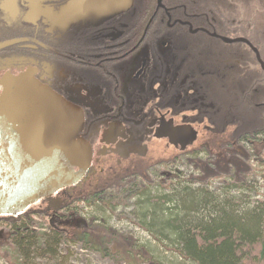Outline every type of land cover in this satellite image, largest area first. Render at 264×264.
I'll use <instances>...</instances> for the list:
<instances>
[{
    "label": "flooded vegetation",
    "instance_id": "flooded-vegetation-1",
    "mask_svg": "<svg viewBox=\"0 0 264 264\" xmlns=\"http://www.w3.org/2000/svg\"><path fill=\"white\" fill-rule=\"evenodd\" d=\"M71 1L0 0V81L26 73L79 109L91 150L82 179L37 204L49 224L113 186L170 191L180 163L184 178L194 162L248 175L241 129L263 71L247 44L221 39L253 46V27L226 19L243 11L237 0H131L108 19L68 22Z\"/></svg>",
    "mask_w": 264,
    "mask_h": 264
},
{
    "label": "trees",
    "instance_id": "trees-1",
    "mask_svg": "<svg viewBox=\"0 0 264 264\" xmlns=\"http://www.w3.org/2000/svg\"><path fill=\"white\" fill-rule=\"evenodd\" d=\"M237 2L243 7V11L240 9L237 12V25L250 24L253 27L251 42L264 61V37L261 36L264 32V0H250L247 6L246 0ZM252 83L253 102H256L262 97L264 73L254 72ZM253 113L264 116V109L259 111L255 108ZM252 123V126L248 125L249 128L241 129V135L253 140L252 151L257 153L258 148L264 149V139L256 138V131L264 132V119L257 120L253 117ZM262 136L264 138V134ZM255 141L259 146L254 144ZM191 166L197 172L194 176L199 175L195 183L206 181L222 171L228 172L226 176L235 174L233 170L219 168L217 163L211 165L194 162ZM238 177L241 179L240 186L245 187L246 170L239 169ZM181 181L179 176L174 177L172 189L157 197L150 195L151 188H136L137 186L126 184L123 189L113 186L94 194L93 197H84L83 200L94 209L113 212L117 205H125L135 198L138 226L148 232L159 245L165 246L185 262L264 264V208L246 210L249 208L233 204V199L237 198L233 195L225 197V192L214 194L200 186L186 188ZM260 203L264 206L262 201ZM28 211L16 218L0 217V248L8 245L25 259H29L28 255L33 252L39 256L46 253L54 255L55 245L66 241L95 250L103 256L113 255L114 262L164 264L138 246L135 240L114 232L104 224L94 222L93 217L90 220L79 217L73 208L68 210L66 217L58 219L55 225H48L47 235L30 229L34 221ZM35 214L42 216L40 211Z\"/></svg>",
    "mask_w": 264,
    "mask_h": 264
},
{
    "label": "water",
    "instance_id": "water-1",
    "mask_svg": "<svg viewBox=\"0 0 264 264\" xmlns=\"http://www.w3.org/2000/svg\"><path fill=\"white\" fill-rule=\"evenodd\" d=\"M131 0H72L62 9L68 22L108 19ZM264 72L259 53L247 40ZM83 115L26 73L6 74L0 81V217L16 218L40 200L75 186L91 158L79 136Z\"/></svg>",
    "mask_w": 264,
    "mask_h": 264
},
{
    "label": "rangeland",
    "instance_id": "rangeland-1",
    "mask_svg": "<svg viewBox=\"0 0 264 264\" xmlns=\"http://www.w3.org/2000/svg\"><path fill=\"white\" fill-rule=\"evenodd\" d=\"M261 109H264V103H262L259 107V111ZM251 117H253V114ZM254 144L259 146V143L257 141H255ZM258 149L257 153H254V151H250L251 148L248 146L247 148H245V150H243L242 154L245 155L246 153L251 152L247 163L250 168L252 167L259 171L254 173L253 176H250L249 180L247 178L248 184L246 186L249 185L251 188L255 187V189H257V195L253 199L264 201V176L262 177V175H264V165L263 167H259L257 165L260 161L264 160V149ZM246 150L248 151L246 152ZM176 166H178L177 169L180 171L179 173H181L179 175V178H184L187 173L186 169L182 166L181 163L179 165L176 164ZM193 176L194 173L191 172L190 177ZM208 183H210V191H213L214 194L222 193V191H225V195L223 194L225 197H231L232 195L233 197H237L236 200L233 199V202H238L240 203L237 204L238 206L241 205L244 207L245 203L243 201L246 200L245 198L248 196L246 193H244L243 196H236L237 194L230 193L228 189H225L226 186L223 183V178L220 177ZM216 189H218L219 191L215 193L214 190ZM168 191L169 190H166L165 188L159 190L157 194L152 191L150 195H152L153 197H157L162 195V193H167ZM133 200L136 201V199ZM133 200H130L125 205H117L113 212H102V210L88 207L83 203H77L72 208L79 214V217H83L85 219H89L92 215L97 216L95 219L97 223H102L104 224V226H107L114 232L119 233L126 238L128 237L133 241L135 240L138 246L144 248L153 256V258L160 262H163L164 264H191L180 259L176 254L172 253V251H168L165 246L159 245L158 242L153 237H151L148 232L138 226L134 207L135 202ZM248 200L250 201L252 200V198H248ZM37 211H39V209H37V205L30 208V210L28 211L29 213H31L32 221H34V224L30 226V229H32L35 233L47 235L49 234V220L43 215L38 216L37 214H35ZM55 248L56 252L54 255L46 253L44 256H39L38 253L33 252L28 255L29 259H25L23 255H19L17 252H15L13 250L14 248L8 245H3L0 248V264H123L120 261L114 262L113 259L115 258V256L113 255L112 257L108 255L103 256L99 252L90 248L81 247L79 244H72L70 242L61 241L59 244H57V246L55 245Z\"/></svg>",
    "mask_w": 264,
    "mask_h": 264
},
{
    "label": "bare ground",
    "instance_id": "bare-ground-1",
    "mask_svg": "<svg viewBox=\"0 0 264 264\" xmlns=\"http://www.w3.org/2000/svg\"><path fill=\"white\" fill-rule=\"evenodd\" d=\"M237 18H239L238 17V15H237V13L236 12H234V13H232L229 17H227L226 19H232V20H234V19H237ZM263 30V29H262ZM261 36L262 37H264V32H262L261 33ZM237 53H238V55H239V53H240V50L238 49V51H237ZM253 84V83H252ZM252 89H253V86H252ZM260 92H261V90H260ZM254 94V93H253ZM260 94V93H259ZM238 95L239 96H245L246 94L245 93H241L240 92V90H239V93H238ZM261 95H262V97L259 99V100H257L256 102H253V96L252 95H250L249 97H252V114H253V117H255L257 120H263V116L262 115H260L259 113H257L256 115H255V113H253V110H255V108H256V106L258 105V108L261 106V104L262 103H264V88H263V90H262V92H261ZM253 117L251 118V119H253ZM248 124L250 125V126H252V121H249L248 122ZM250 126H248L247 128H249ZM257 132V136H256V138H263V134H264V132H260V131H256ZM259 167H263V165H264V160L263 161H260L258 164H257ZM248 175H247V177H248V179H249V177L250 176H253L254 175V173H256V172H259L258 170H256V169H254V168H250L249 167V165H248ZM261 172V171H260ZM264 175H262V177H263ZM199 177V175H195V176H193V177H188V178H180V179H182V181H181V183H182V185L184 186H186V188H193L194 186L195 187H205V188H207V189H209V191H210V188L211 187H209L210 186V183H208V182H210V181H212V180H214V179H212V180H210V178L208 179V180H206V181H200V183H195L194 181H195V179H197ZM200 177H202V178H204L202 175H200ZM239 177H238V174H233V175H230V176H225V178H223V183L225 184V189H228V191H230V193H232V194H237L236 196H243V194L244 193H246L248 196L245 198L246 200H244L243 202L245 203L244 204V208H249V209H246V210H250V209H253V208H260V207H262V208H264V206L263 205H261V203H260V201L258 200V199H253V198H255L256 197V195H257V189H255V187L254 188H251L249 185L248 186H245V187H241L240 186V182H241V179L239 180L238 179ZM205 179H207V178H205ZM215 179H217V178H215ZM246 182H247V178H246ZM248 184V183H247ZM217 190V191H216ZM216 190H214L215 192H218L219 190L218 189H216ZM153 192H155V193H158V190H152ZM222 192H225V191H222ZM248 198H252V200H248ZM135 199V198H134ZM133 200V199H132ZM134 201V200H133ZM134 202H136V201H134ZM264 202V201H263ZM233 204H235V203H233ZM237 204H240V203H236V205ZM86 205V204H85ZM87 206V205H86ZM88 207H93V206H88ZM72 208V207H71ZM94 218V222H96V217L97 216H94V215H92L89 219H87V220H90L91 218ZM97 223V222H96ZM99 224H102V223H99Z\"/></svg>",
    "mask_w": 264,
    "mask_h": 264
}]
</instances>
